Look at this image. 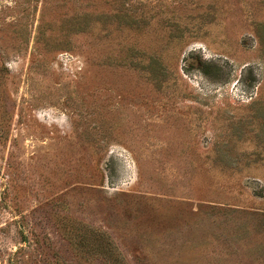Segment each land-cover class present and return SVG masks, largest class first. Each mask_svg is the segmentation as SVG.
Instances as JSON below:
<instances>
[{
  "label": "rangeland",
  "instance_id": "374dc122",
  "mask_svg": "<svg viewBox=\"0 0 264 264\" xmlns=\"http://www.w3.org/2000/svg\"><path fill=\"white\" fill-rule=\"evenodd\" d=\"M0 264H264V0H0Z\"/></svg>",
  "mask_w": 264,
  "mask_h": 264
}]
</instances>
